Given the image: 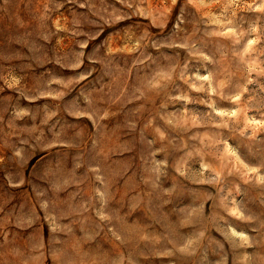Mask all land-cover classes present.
Returning a JSON list of instances; mask_svg holds the SVG:
<instances>
[{
    "label": "rangeland",
    "instance_id": "1",
    "mask_svg": "<svg viewBox=\"0 0 264 264\" xmlns=\"http://www.w3.org/2000/svg\"><path fill=\"white\" fill-rule=\"evenodd\" d=\"M0 264H264V0H0Z\"/></svg>",
    "mask_w": 264,
    "mask_h": 264
}]
</instances>
